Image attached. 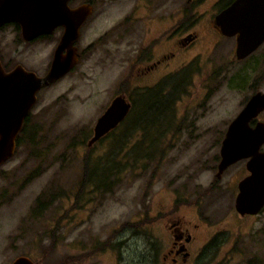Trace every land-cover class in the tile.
Segmentation results:
<instances>
[{
    "label": "rangeland",
    "instance_id": "1",
    "mask_svg": "<svg viewBox=\"0 0 264 264\" xmlns=\"http://www.w3.org/2000/svg\"><path fill=\"white\" fill-rule=\"evenodd\" d=\"M89 1L93 11L80 28L77 64L37 91L18 133L20 144L0 164V264L20 255L33 264H133L138 248L158 244L160 211L175 206L174 198L185 200L188 191L189 210L177 213L189 216L195 239L219 242L203 263L264 264V206L242 216L233 208L246 160L219 178L214 173L227 123L251 93L264 91V40L246 57H234L233 37L211 28L212 15L229 0L71 4ZM175 7L178 38L189 30L196 41L142 72L145 63L169 49L168 17ZM157 15L161 46L148 45L147 58L138 63V51L153 42ZM11 29L6 27L0 40L6 60ZM55 41L51 35L15 57L40 75ZM140 88L150 91L140 95ZM121 94L137 101L125 128L87 146L96 118ZM257 119L264 122V109ZM86 153L90 163L105 162L112 174L106 189L88 183L76 195Z\"/></svg>",
    "mask_w": 264,
    "mask_h": 264
},
{
    "label": "water",
    "instance_id": "2",
    "mask_svg": "<svg viewBox=\"0 0 264 264\" xmlns=\"http://www.w3.org/2000/svg\"><path fill=\"white\" fill-rule=\"evenodd\" d=\"M69 0H0V24L7 20L20 25L21 36L31 39L42 33H51L55 26L63 29L54 46L52 59L43 75L16 65L5 71L0 64V164L15 150L16 137L22 123L37 99V91L65 75L78 61L74 42L79 28L92 13L88 2L70 7ZM213 24L227 37L234 36V57L241 59L255 50L264 40V0H232L213 15ZM227 123L219 146L215 177L219 178L229 165L246 159L247 174L236 184L233 208L239 215L256 214L264 206V122L253 118L264 109V92L256 91ZM124 95L113 96L96 118L92 133L86 141L91 146L115 128L130 109ZM10 264H33L24 255Z\"/></svg>",
    "mask_w": 264,
    "mask_h": 264
},
{
    "label": "flooded vegetation",
    "instance_id": "3",
    "mask_svg": "<svg viewBox=\"0 0 264 264\" xmlns=\"http://www.w3.org/2000/svg\"><path fill=\"white\" fill-rule=\"evenodd\" d=\"M71 1L72 0L68 1V4L70 3L69 4L70 7L74 8V6L80 4V3H78V4L73 5V4H71ZM172 1L174 2L175 0H172ZM189 1L190 0H187V2H189ZM231 1L232 0H230L228 3H225V5L221 8H219V10L217 12H219L221 9L226 7ZM81 3H83V2H81ZM88 3H90V2H88ZM90 4L92 6V3H90ZM92 8H93V6H92ZM92 11H93V9H92ZM176 12L177 11H176V7H175L172 9V11H170V13H169L170 15L168 17L169 18V27H170V29H168V30H170L168 37H169L170 41L166 43V46L169 49H167L164 52H162V51L159 52V54H157V57L153 62L145 63L146 67L144 68V70H142V72L156 69L157 67H159L161 65V63L163 64L165 61L169 60L170 57L175 55L174 54L175 53L174 48H178V47L187 48L192 42L196 41L197 34H195L193 32H189V30L186 31L184 37L181 36L180 38H178L177 31H176V29H177L176 18H175ZM157 17H158V15H157ZM158 18H159L158 23H157L158 26L156 25L157 27L154 30L155 34H154V39H153L152 44L149 42L146 43L144 45V47H142L138 51V53L136 54L137 55L136 60L138 63L144 62L145 58H147V56L149 54V47H147L148 45L150 46V48L152 46H161L160 43H161L162 39L160 37V33L156 35V30H158V28L161 26V19H160V17H158ZM211 25H212L211 28L216 33L218 32L220 35L221 34L220 30H218V28H216L217 26H215L213 24V17L211 19ZM6 27L12 28L11 30L14 33V39L11 42L12 47L9 48L10 49V56L8 57L7 60H6L5 55H4L5 52L2 50V47L0 45V64L5 71H9L13 67H15L16 65L19 64L24 69L31 70V71L35 72V70L32 69L31 67H29L28 64H26L22 60H17L15 57V54L18 52L19 49L25 48V47L29 46L30 44H33L39 40H45L48 37H50L51 35L56 36V41H55L56 42L55 46H56V44L59 40L60 34L63 31L62 27L60 25H58L52 29L51 33L50 32L49 33H42V34L36 35L35 37H33L31 39H24L21 36L20 25L17 24L16 21L7 20V21L2 22L0 24V40H2L3 36L6 34L4 31ZM80 28H81V26H80ZM80 28H79V33H80ZM222 36H224V35H222ZM232 37L235 38L234 36H232ZM77 40L74 42L75 46L77 45L76 44ZM54 48H53V50H54ZM145 48H148V49H146L148 51V54L146 55V57H142V54H143ZM53 50H52V53H53ZM77 52H78V54H80V52L78 51V48H77ZM51 59H52V54H51ZM51 59H50V61H51ZM50 61L48 63V67H49ZM48 67H47V69H48ZM35 73L37 75H39L37 72H35ZM44 73H42V74L40 73V74L43 75ZM160 85L161 84H158V86H160ZM256 91H262V90H255V92ZM255 92H253V93H255ZM262 92H264V91H262ZM253 93H251L247 98H249ZM247 98H246V100H248ZM246 100L243 103L242 107L246 103ZM262 110H260V112L257 114V116L255 118H253L250 122H248L250 125H254V122L258 121L257 117H259V114L262 112ZM26 121H27V118L24 119L22 126H21V129L23 128ZM259 121H262V120H259ZM240 160H238V161H240ZM174 199H175V201L177 200L176 198H174ZM185 199H186L185 201L180 200V202L176 203L175 206L169 208L165 212L160 211V213H159L160 222L158 225V227H159L158 228V230H159L158 235L160 236V240H159L158 244L154 245V246L143 245L141 250H140V248H138L137 249V257H136V260L133 264H207V262L203 263V261L207 257V255H205V253L208 254L210 248H216V246H217L216 244H219V242L212 239V238L211 239L197 240L193 236L194 234H191V232L189 230V216L187 218H185L182 213H179V212L177 213V211H179V209H181V208H187L189 210V191L187 192V196L185 197ZM173 202H174V200H173ZM177 206H180V208H178ZM194 227H196V225H194Z\"/></svg>",
    "mask_w": 264,
    "mask_h": 264
},
{
    "label": "trees",
    "instance_id": "4",
    "mask_svg": "<svg viewBox=\"0 0 264 264\" xmlns=\"http://www.w3.org/2000/svg\"><path fill=\"white\" fill-rule=\"evenodd\" d=\"M230 1V0H229ZM90 3H92V1H89ZM228 3V2H227ZM146 49H148V48H145V50H144V52H143V54H142V57H146V55L148 54V51L146 50ZM161 86V85H160ZM160 86H156V87H160ZM152 89V88H151ZM150 90H149V88H147V89H139L138 90V92H139V94L141 95V94H143L144 92H146V93H148ZM159 91V90H158ZM123 93V92H122ZM130 100V109H129V112H128V114H127V116H125L124 117V119L115 127V128H113L112 130H110L109 132H107L103 137H101L99 140H101V139H103V138H107V137H110L112 134H113V132L115 131V129H119V128H125V125H126V122H128L129 120H130V114L129 113H131V110L132 109H134L136 106H137V101H136V99H135V101H133L131 98H129ZM174 100V99H173ZM173 100L172 101H170L171 103L173 102ZM129 115V116H128ZM132 115V114H131ZM137 121V119H133V122L135 123ZM135 128V127H134ZM122 129V130H123ZM121 130V129H120ZM21 131H24L23 130V128L21 129ZM20 131V132H21ZM131 131H133L132 130V128H131V130L128 132V133H123L122 134V136H121V138L119 139V140H117L118 142H117V145H116V148H117V146H122L125 142H126V140H127V138H128V135L131 133ZM20 134V133H19ZM21 138H20V136H18L17 138H16V144L15 145H18V144H20V140ZM98 140V141H99ZM28 142H33V139L32 138H30V140H28ZM97 142V141H96ZM115 148V149H116ZM89 149L90 148H88L87 150L89 151ZM119 150V149H118ZM114 151V150H113ZM112 151V152H113ZM89 159H90V156L86 153V155L83 157V160H82V162H83V171H82V174H81V176H79V180H80V182H79V187H78V189L76 190V195H78L79 193H80V191H81V188L85 185V184H88V183H90V184H92L93 186H95V188H99V189H106L107 187H108V185H107V182H109V181H107V179L109 178L108 176H110V174H112L111 173V168L109 167V166H107V165H104V163L103 164H100V162L99 161H94V162H89ZM93 163H95V164H93ZM98 165H101V166H98ZM114 166L112 167V168H115L116 167V164H113ZM114 171V170H113ZM114 173V172H113ZM37 200V202H40V199L38 198V199H36ZM186 200V199H185ZM185 200H182V201H185ZM178 202H180V200L178 199V200H176L175 201V203H178ZM44 204V203H43ZM39 206V205H38Z\"/></svg>",
    "mask_w": 264,
    "mask_h": 264
}]
</instances>
